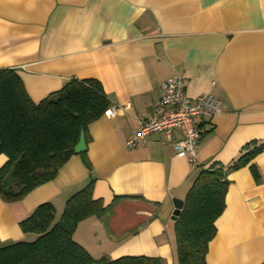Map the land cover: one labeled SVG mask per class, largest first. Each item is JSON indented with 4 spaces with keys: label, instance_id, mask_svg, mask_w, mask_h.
<instances>
[{
    "label": "crops",
    "instance_id": "obj_1",
    "mask_svg": "<svg viewBox=\"0 0 264 264\" xmlns=\"http://www.w3.org/2000/svg\"><path fill=\"white\" fill-rule=\"evenodd\" d=\"M0 68H12L34 101L70 79L100 82L113 118L87 126L86 150L20 200L0 197V247L32 240L21 222L42 203L56 218L91 180L107 209L81 220L73 239L93 258L158 257L178 264L174 197L197 173L226 166L252 141L264 142V0H0ZM181 76L190 98L210 94L220 110L197 118L196 158L175 155L160 132L128 148L142 118L154 116L160 83ZM6 157L0 154V167ZM259 173L254 178L249 164ZM227 173L225 207L206 264L264 262V150Z\"/></svg>",
    "mask_w": 264,
    "mask_h": 264
},
{
    "label": "trees",
    "instance_id": "obj_2",
    "mask_svg": "<svg viewBox=\"0 0 264 264\" xmlns=\"http://www.w3.org/2000/svg\"><path fill=\"white\" fill-rule=\"evenodd\" d=\"M109 104L100 82L93 78H72L34 102L18 74L12 68H0V154L6 157L0 167V197L6 202L20 200L53 179L75 154L80 131L85 134ZM263 150L264 142L252 141L226 166L213 164L197 173L174 221L178 264H206L208 242L225 207L227 173L248 165ZM249 168L259 181L256 166L251 163ZM92 183L70 196L57 218L51 203L37 206L20 224L23 232L35 238L0 247V264H163L161 258L145 255L93 258L73 239L81 220L107 209L100 198L93 197Z\"/></svg>",
    "mask_w": 264,
    "mask_h": 264
},
{
    "label": "built area",
    "instance_id": "obj_3",
    "mask_svg": "<svg viewBox=\"0 0 264 264\" xmlns=\"http://www.w3.org/2000/svg\"><path fill=\"white\" fill-rule=\"evenodd\" d=\"M219 105L220 101L210 94L190 98L184 79L175 74L160 83V97L154 116L142 118L138 130L126 140L125 145L135 148L144 142L148 134L160 132L166 141L171 142L176 156L193 161L201 136L196 119L217 113ZM119 110V106H109L103 115L113 118Z\"/></svg>",
    "mask_w": 264,
    "mask_h": 264
},
{
    "label": "water",
    "instance_id": "obj_4",
    "mask_svg": "<svg viewBox=\"0 0 264 264\" xmlns=\"http://www.w3.org/2000/svg\"><path fill=\"white\" fill-rule=\"evenodd\" d=\"M85 150H86L85 134H84V130H81L80 134H79V140H78L77 144L74 147V153L75 154L76 153H81V152H83ZM172 202H173L174 210L172 212L171 218H172L173 221H175L176 218L178 217L182 207H183V200L174 197L172 199Z\"/></svg>",
    "mask_w": 264,
    "mask_h": 264
},
{
    "label": "rangeland",
    "instance_id": "obj_5",
    "mask_svg": "<svg viewBox=\"0 0 264 264\" xmlns=\"http://www.w3.org/2000/svg\"><path fill=\"white\" fill-rule=\"evenodd\" d=\"M173 224H174V222H173Z\"/></svg>",
    "mask_w": 264,
    "mask_h": 264
}]
</instances>
